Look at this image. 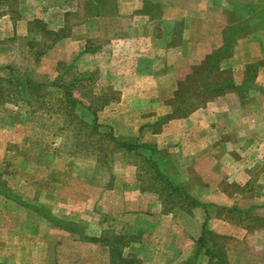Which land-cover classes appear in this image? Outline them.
<instances>
[{"label": "rangeland", "instance_id": "rangeland-1", "mask_svg": "<svg viewBox=\"0 0 264 264\" xmlns=\"http://www.w3.org/2000/svg\"><path fill=\"white\" fill-rule=\"evenodd\" d=\"M252 1L245 0L238 11L235 1L224 0L230 9L226 10L230 19L224 30L226 44L213 63L205 60L196 66L197 74L185 82L180 95L174 92L161 102L170 113L158 117L154 131H163L178 116H189L227 94L254 107L249 122L255 114L262 117L255 110L264 97V87L256 80L264 61L222 67L234 55L238 40H253L260 32L255 23L264 21L260 19L264 15L254 13ZM161 18L162 0H0V83L12 89L0 95V264H158L150 255L142 257L128 249L132 243L142 244L141 233L132 237L116 234L108 223L101 237L93 236L105 230L107 223L94 211L101 188L118 186L124 197L132 177L131 186L165 200V212L174 216L167 227L172 231L168 245L182 231L185 236L182 245L174 254L164 255L161 264L177 261L181 249L190 250L193 245L191 257L182 264H210L206 252L198 250L204 232L216 234L215 222L207 221L206 215L225 218L238 229L234 236L217 240L229 264H264V196L259 197L264 195L263 188L255 189V183L245 189L225 184L234 197L231 207L248 213H229L214 205L197 207L206 215L196 218L193 211L197 208L183 205L176 195L167 197L166 191L162 195L151 165L123 148L137 142L152 144L136 140L134 134L124 136L121 128L112 126L117 118L122 121L126 116L125 107L119 106L124 89L160 86L164 81L152 77V69L158 67L154 61L162 34ZM36 20L41 22L34 23ZM181 32L176 31V42ZM9 78L15 84L4 82ZM18 78L43 86L21 88L15 82ZM225 83L231 86L223 88ZM214 86L224 89V94L210 97ZM143 109L135 110L131 119L157 115ZM81 122L96 124L99 129L92 134L93 128ZM250 124L243 123L251 130L257 127ZM98 133L112 135L117 142L108 139L102 144ZM246 144L254 145V139L248 136ZM240 147L234 148L235 156L242 152ZM170 149L164 152L168 154ZM155 157L191 195L195 186L203 184H198L195 174H180L182 162L175 163L178 158ZM185 164L193 167L195 159ZM190 231L199 235L194 243L184 235ZM64 250L68 257L62 260ZM123 253H129L127 258Z\"/></svg>", "mask_w": 264, "mask_h": 264}, {"label": "crops", "instance_id": "crops-1", "mask_svg": "<svg viewBox=\"0 0 264 264\" xmlns=\"http://www.w3.org/2000/svg\"><path fill=\"white\" fill-rule=\"evenodd\" d=\"M233 1L236 2L238 11L243 9L242 4L245 0ZM252 5L255 14L260 17L264 15L262 9L264 0H253ZM227 7L224 0H162V34L157 40L159 47L155 50L157 57L154 61L155 67H158L152 69L154 70L152 77L164 81L160 86L136 85L124 89L119 106L125 107V119L119 121L117 118L115 124L111 125L124 130H120L124 136L134 134L136 140L154 144L159 149L161 157L172 155L174 159L178 158L179 161L175 163L182 162V165L179 164L180 174L182 176L195 174L199 179L198 184L203 183L201 186H195L193 197L204 204L232 208L234 197L226 191L225 184H237L245 189L255 183L257 184L255 189H264V97L260 98L262 101L255 110L262 117L255 114V119L250 120L257 126L253 130L243 123L250 124L247 117L254 111V107L233 94L210 101L189 116L173 119L163 131L152 129L160 116L170 113L168 111L170 109L161 102L178 90L177 83H183L192 76L196 66L207 61L226 44L224 30L230 23L229 17L226 16ZM227 11L230 12V9ZM255 24V29L260 32L253 40L241 38L237 41L234 55L222 63L224 69L237 67L240 61L243 65L264 61V21H256ZM178 30L182 32L181 38L176 42ZM258 82L264 87V67L260 70L256 80V83ZM137 105L141 109L136 108ZM143 108L156 112L157 115L149 118L141 116L138 119L134 117L136 121L131 119L135 110L145 111ZM236 126H239L237 130ZM248 136L254 139V145L246 144ZM230 139L235 141L231 142ZM239 146L242 152L235 156L234 148ZM165 148L170 149L168 154L164 152ZM189 159L191 161L195 159L193 167L183 165ZM259 164L260 167L256 170ZM179 178L185 180L181 176ZM130 180L128 185L130 187L125 190L124 197L120 194L122 188L118 186L114 185L111 189L101 188L103 193L95 199L94 211L100 214L102 219H107V223L104 226L105 230H99L93 236L101 237L107 230L108 223H111L109 228L115 230L116 234L120 232L132 237L136 233H141L143 242L137 245L132 243L128 248L131 249V254H140L142 257L150 255L156 263L161 264L164 255L167 257L166 255L174 254L178 246L182 245L181 239H185V236L183 237L182 231L180 236L177 239L173 237L170 246L168 245L172 231L167 230V227L172 223L174 216L165 212L159 196L131 186L133 183ZM193 212L196 218L199 215H206L202 208H197ZM206 219L215 222L213 230L217 235L227 237L238 232V229L229 225L225 218L219 216L211 218L206 215ZM243 233L247 234L246 231ZM184 235H187L191 243L199 236L197 232L192 231L184 232ZM193 251L194 245L190 250L181 249L177 261L174 260L170 264H182L183 259L188 260ZM65 252L64 250L62 260L68 257ZM123 254L125 258L129 255Z\"/></svg>", "mask_w": 264, "mask_h": 264}, {"label": "trees", "instance_id": "trees-1", "mask_svg": "<svg viewBox=\"0 0 264 264\" xmlns=\"http://www.w3.org/2000/svg\"><path fill=\"white\" fill-rule=\"evenodd\" d=\"M40 22H41L40 20L34 21V23H40ZM52 34L53 33H51V35ZM218 53L219 52H216L215 54H213L212 56H210L207 59V62L209 65L214 62V60L218 56ZM42 54L43 53H39V56H41ZM198 70H199V68H196L194 70V73L192 74V76L188 77L183 83H181L179 85V89L175 93L176 95L177 94L180 95V93H182V90L185 86V82H187L191 78L195 77ZM1 79H3V78H1ZM11 79L12 78L4 79V82H7L9 84H15L11 81ZM21 79L22 78H18V80L15 81L18 83V86L21 88L23 86H25V89H28V88L37 89V88L43 86L42 84L32 82L29 79H22V80ZM229 86H231L230 83H225L223 85V88L224 87L228 88ZM7 88H9V87H6L4 83H0V95L1 96L4 95L6 92L10 93V91H12L11 88H9V89H7ZM223 90H222V88L219 89V88H216L214 86L211 89L210 97L217 95V94H222ZM75 102L76 101H73L72 105H74ZM95 113H96V111H95ZM178 117H180V116H178ZM81 124L84 127L93 128L92 134H95L96 131L99 129V126H97L96 124H94V126L93 125L90 126L89 124L83 123V122H81ZM98 136H102V140H101L102 144H103V141H106L108 139H110L111 141L114 140L117 142V140L112 135H106V134H99L98 133ZM98 141L100 142V140H98ZM118 146H119V144L116 143V145L114 147L116 148ZM124 146L125 147H123V148L128 150L131 154L135 153L137 158H141V159H143L144 162L149 163L151 165L153 175H154V179L161 184V187H162L161 194L162 195L165 191L168 192L167 197H173V195H176L175 197L180 199L179 202L184 201L182 204L183 205L189 204V206L192 209L197 208V207L208 208V207L214 206L212 204L202 203L197 198L193 197L187 191L185 186L175 183L176 180L172 176H170L166 173L165 166H162L160 164L159 160L156 159L155 155L160 154V151L155 145L140 144L139 142H137V143H134V145H133V143H130L129 145H124ZM104 151H105V149H104ZM163 204H164V208L166 210L167 204L165 203V200L163 201ZM218 208H221L222 210L229 212V213H239L240 215H243L244 213L245 214L248 213L247 211H243V210L237 209V208H230V209L225 208V207H218ZM187 212H191V210L187 211ZM240 223L241 222H239V224ZM219 239L224 240L226 238L224 236L217 235L213 232H209V231L204 232L203 236L200 239L198 250L199 251L204 250L206 252L205 254L209 257L210 264H229V262L225 259L224 247H222V245L220 246V249L218 247L217 240H219Z\"/></svg>", "mask_w": 264, "mask_h": 264}]
</instances>
